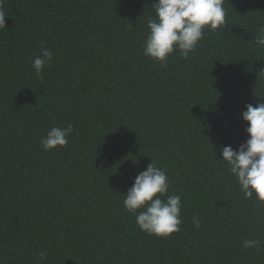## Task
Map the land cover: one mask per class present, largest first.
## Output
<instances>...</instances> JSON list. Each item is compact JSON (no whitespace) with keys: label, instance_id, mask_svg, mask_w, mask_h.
I'll return each mask as SVG.
<instances>
[{"label":"trees","instance_id":"obj_1","mask_svg":"<svg viewBox=\"0 0 264 264\" xmlns=\"http://www.w3.org/2000/svg\"><path fill=\"white\" fill-rule=\"evenodd\" d=\"M0 264H264V0H0Z\"/></svg>","mask_w":264,"mask_h":264}]
</instances>
